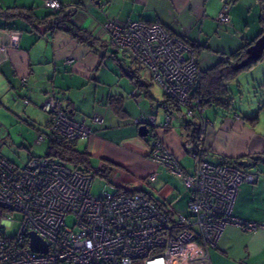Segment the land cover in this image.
<instances>
[{
    "label": "crops",
    "instance_id": "0c3cea01",
    "mask_svg": "<svg viewBox=\"0 0 264 264\" xmlns=\"http://www.w3.org/2000/svg\"><path fill=\"white\" fill-rule=\"evenodd\" d=\"M59 2L62 15H69L73 23L89 31L97 44L89 46L56 29L50 23L53 19L50 14L55 10L46 7L44 0H0V26L19 32L18 48L8 47L1 56L0 108L4 107L1 112L16 114L19 110V116L24 117L30 128L47 133L49 116L41 109L40 103L49 92L56 93L74 118L86 121L93 131L90 137L72 143L86 158L79 168L86 167L92 173L102 170V176L109 178L112 175L116 189L140 192L174 212V205L182 198L183 203H187L188 190L181 188L179 178L170 177L165 169L154 165L148 154L155 139L159 138L183 167L185 154L181 144L195 130L198 132L200 118H204L207 126L205 158L218 164L237 160L244 169L257 176L254 183L243 182L238 186L232 214L264 225V138L255 136V131L249 133L247 125L240 121L224 123L223 120L216 126V121L211 122L210 118L203 116L204 109L200 117L194 118L186 117L182 109L172 111L174 118L170 121V128H162L167 113L165 96L161 100L153 96L150 86L155 82L150 72L145 68L149 82L127 60L128 54L113 45L103 29L107 18L162 23L172 36L195 46L204 73L259 35L264 28V0ZM225 2L231 4L229 24L217 20ZM21 12L29 15L30 20ZM10 37V31H0V42L9 43ZM257 75L258 72L252 74V81L262 83ZM22 77L27 78L24 87H21ZM23 98L29 99V103L23 105ZM224 100L227 101V95ZM18 103L22 104L21 108ZM140 114L154 117V123H135ZM93 116H99L102 122L92 123ZM234 117L238 119L236 114ZM189 120L193 125L188 123ZM144 125L146 135L140 133V127ZM151 172H156L150 185L154 184L153 191L158 198L144 191L138 181L131 187L124 184L135 181L133 174L141 176ZM180 195L182 197L178 199ZM209 256L211 264H264V227L247 231L227 225L217 245L210 249Z\"/></svg>",
    "mask_w": 264,
    "mask_h": 264
},
{
    "label": "built area",
    "instance_id": "2783aa9c",
    "mask_svg": "<svg viewBox=\"0 0 264 264\" xmlns=\"http://www.w3.org/2000/svg\"><path fill=\"white\" fill-rule=\"evenodd\" d=\"M44 5L62 8L59 0H44ZM230 5H222L217 15L220 23H230ZM103 29L116 48L150 72L186 117H200L203 108L194 90L201 69L199 56L189 44L170 35L159 22L107 18ZM0 31L11 34L9 43L0 42L1 62L8 47L18 48L19 32ZM40 107L49 115V128L38 134V141L71 142L93 134L91 126L76 120L58 96L47 95ZM173 118L167 111L162 128H170ZM200 119L196 138L181 144L183 152L194 159L191 170H185L159 138L148 154L154 165L179 178L188 190L187 215L137 191L116 189L93 196L91 173L47 154L32 157L21 167L0 157V264H211L209 251L227 225L247 231L264 227L232 214L238 186L254 183L257 176L231 161H208L207 126ZM90 120L102 122L99 116ZM135 123H154V117L140 114ZM155 177L156 172H151L146 180L151 183ZM29 232L46 242L47 252L31 250Z\"/></svg>",
    "mask_w": 264,
    "mask_h": 264
},
{
    "label": "rangeland",
    "instance_id": "374dc122",
    "mask_svg": "<svg viewBox=\"0 0 264 264\" xmlns=\"http://www.w3.org/2000/svg\"><path fill=\"white\" fill-rule=\"evenodd\" d=\"M118 53L120 56L122 55L121 51ZM126 58L129 62L133 63L138 71L143 76H145L146 80L150 82V77L147 70L139 64L132 62L128 56ZM257 72V78L264 81V55H262L260 61L257 64L251 66V68L249 67L247 69L241 70L235 76V78L227 83V104L207 105L205 106L203 116L210 118L211 122L216 121V126L217 124H222L223 120L224 123H228L231 120L240 121L247 125L246 129L249 133L255 131V136L257 135V137L261 136L264 138V109L261 108V103L264 102V90L260 88V83H254L252 81V74ZM259 74H261L262 77L259 78ZM238 81H240V83H238ZM150 92L157 100H161L163 98L164 93L156 83L151 84ZM21 103L25 105L23 103V99L21 100ZM21 103H18L19 108L22 106ZM0 109H4V107L2 106ZM18 112L20 111L18 110ZM18 112H16V114H10L9 112L3 113L0 110V155L18 166H23L30 158L39 157L46 154L48 152L49 143L48 141H38L37 136L40 134V132L34 130V128H30L28 123L24 121V117L19 116ZM234 114L238 116V119H235ZM208 127V129H210L211 125ZM205 135H207L206 131ZM184 157L185 160L182 162L183 168L185 170H190L194 164V159L186 154ZM68 166L72 168V166ZM91 174L94 177L90 188V193L93 196H102L106 192H114L116 190L115 184L111 179L112 175H110L108 178L97 173ZM133 176L135 179L133 183H124L127 187L134 186V184H136L138 181L137 184L140 183L141 188H143L144 191H149L154 194L156 198H158L156 195L157 193L153 191L154 184L150 185V183L146 180L147 173L141 176H136L133 174ZM169 176L176 179L175 176H172L171 174H169ZM180 185L181 188L184 189L183 184L180 183ZM181 197L182 195H180L178 199ZM184 201V198H182L176 203V205H174V208L176 212L187 215L188 206L187 203H183Z\"/></svg>",
    "mask_w": 264,
    "mask_h": 264
},
{
    "label": "trees",
    "instance_id": "16d2710c",
    "mask_svg": "<svg viewBox=\"0 0 264 264\" xmlns=\"http://www.w3.org/2000/svg\"><path fill=\"white\" fill-rule=\"evenodd\" d=\"M225 3H227V2H225ZM53 10H55V12L53 14H50V16H53V19L51 20L50 23H52L56 29H59L61 31L68 33L69 35H71V37L77 39L79 42L85 43L89 46H94L95 44H97V41L94 39V37L92 36V34L89 31H87L86 29H83V28L79 27L78 25H76L75 23H73L71 21V19L69 18V15H67V16L62 15L63 14L62 8L61 9H53ZM21 13L24 14L23 12H21ZM24 15H25V17H27L28 20H30L29 15H26V14H24ZM46 18L47 17H45L44 19H46ZM134 21H143V20H134ZM143 22L154 23L157 21H154V22L143 21ZM30 23H32V21H30ZM0 28H2V29L4 28L6 30H12V28H9V27H3V26L1 27L0 26ZM13 30H15V29H13ZM262 34H264V28H262V31L259 33V35L257 37H255L252 41L245 42L243 44V46H241L237 50L233 51L229 55H226L225 57H223V59H221L215 66L208 69L204 73L201 72V80H200L198 86L194 90V96H195V98L200 100V105L203 109H205V106L211 105V104H216V105H219V104L226 105L227 104V101L224 100L225 96L227 95L226 84L230 80L235 78V76L241 70L247 69L249 67L251 68V66L257 64L260 61L262 56L260 57L259 60L250 61L248 63V65H246L245 67L238 69V70L234 69L232 67V64L236 61H241L242 59H244L247 56L246 48L251 43H253L254 40L257 39ZM182 40L185 43L189 44L191 46V48L193 49V51L196 53V51H195L196 48L193 44H191L190 42H188L184 39H182ZM262 55H264V54H262ZM25 79H26V84L21 85V87H24L27 85V78H25ZM259 86L262 90H264V81H262V83H260ZM49 93L50 94L52 93V94L58 96L56 93H53V92H49ZM164 96H165L164 105H166L167 111H169V112L170 111L174 112V111H179V110L181 111V108L170 97H168L165 94H164ZM24 99H26V98H23V100ZM28 103H29V101H28ZM261 104H262L261 108L264 109V102H262ZM253 119H255V118H253ZM188 123L193 125L192 120H189ZM196 133H197V131L195 130L194 134H192L189 138L194 140ZM72 143H73V141H71V142H50L49 147H48V152L46 154L54 157L59 162H62L66 165L72 166V168H74V169L80 170L82 172L92 173L86 167L79 168L81 166L80 164H82V162H84L86 160V158L83 155V153H80L79 151H77L73 147L74 144H72ZM0 157L12 165L18 166L16 164L10 162L9 160L5 159L3 156L0 155ZM231 162L236 163L242 167V165L239 164L237 162V160L233 159ZM224 163H227V162H224ZM18 167H21V166H18ZM100 172H102V170H96L93 173L94 174L95 173L100 174ZM143 195H145V194H143Z\"/></svg>",
    "mask_w": 264,
    "mask_h": 264
},
{
    "label": "water",
    "instance_id": "95a60500",
    "mask_svg": "<svg viewBox=\"0 0 264 264\" xmlns=\"http://www.w3.org/2000/svg\"><path fill=\"white\" fill-rule=\"evenodd\" d=\"M246 54L247 56L244 59H242L241 61H236L232 64V67L234 69H241L248 65L250 61H257L260 59L262 54H264V34L260 35L257 39L254 40L253 43H251L246 48ZM140 133L142 135L147 134V127L145 125L140 127ZM29 238V245L31 250L43 253L47 252L46 242L43 241L36 233L29 232Z\"/></svg>",
    "mask_w": 264,
    "mask_h": 264
}]
</instances>
